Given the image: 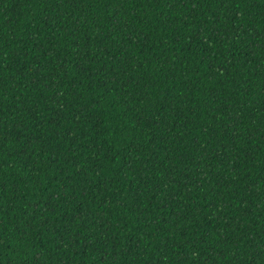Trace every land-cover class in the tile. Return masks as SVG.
<instances>
[{
	"label": "trees",
	"instance_id": "trees-1",
	"mask_svg": "<svg viewBox=\"0 0 264 264\" xmlns=\"http://www.w3.org/2000/svg\"><path fill=\"white\" fill-rule=\"evenodd\" d=\"M0 264H264V0H0Z\"/></svg>",
	"mask_w": 264,
	"mask_h": 264
}]
</instances>
